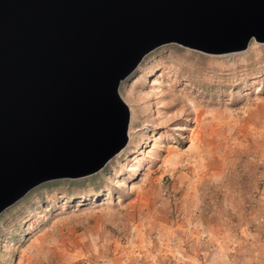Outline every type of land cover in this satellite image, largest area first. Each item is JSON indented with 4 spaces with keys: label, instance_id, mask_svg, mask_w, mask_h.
I'll return each mask as SVG.
<instances>
[{
    "label": "water",
    "instance_id": "95a60500",
    "mask_svg": "<svg viewBox=\"0 0 264 264\" xmlns=\"http://www.w3.org/2000/svg\"><path fill=\"white\" fill-rule=\"evenodd\" d=\"M264 43V0H0V214L128 142L121 82L154 49Z\"/></svg>",
    "mask_w": 264,
    "mask_h": 264
},
{
    "label": "rangeland",
    "instance_id": "374dc122",
    "mask_svg": "<svg viewBox=\"0 0 264 264\" xmlns=\"http://www.w3.org/2000/svg\"><path fill=\"white\" fill-rule=\"evenodd\" d=\"M135 70L119 86L130 109L126 146L98 172L47 181L5 209L0 264H46L47 249L69 236L70 226L110 216L130 198L155 193L152 185L174 209L182 189L203 173L221 174L200 182L206 197L214 185H233L238 173L263 165L264 43L218 55L162 45Z\"/></svg>",
    "mask_w": 264,
    "mask_h": 264
},
{
    "label": "crops",
    "instance_id": "0c3cea01",
    "mask_svg": "<svg viewBox=\"0 0 264 264\" xmlns=\"http://www.w3.org/2000/svg\"><path fill=\"white\" fill-rule=\"evenodd\" d=\"M259 163L238 173L233 185L209 188L206 197L200 182L221 174L203 173L182 189L174 209L156 184L149 187L155 193L130 198L110 216L80 219L79 228L70 226L69 236L47 249L46 264L77 258L82 264H264V154Z\"/></svg>",
    "mask_w": 264,
    "mask_h": 264
},
{
    "label": "bare ground",
    "instance_id": "6f19581e",
    "mask_svg": "<svg viewBox=\"0 0 264 264\" xmlns=\"http://www.w3.org/2000/svg\"><path fill=\"white\" fill-rule=\"evenodd\" d=\"M136 70H134L133 72H131L124 80H126L129 76H131Z\"/></svg>",
    "mask_w": 264,
    "mask_h": 264
}]
</instances>
